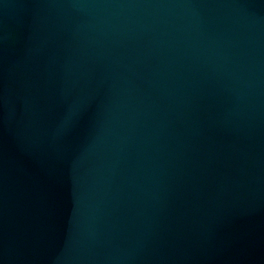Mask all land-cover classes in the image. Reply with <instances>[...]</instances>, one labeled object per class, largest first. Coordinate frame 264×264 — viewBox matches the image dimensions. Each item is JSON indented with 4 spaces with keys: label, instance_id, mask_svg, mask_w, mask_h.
<instances>
[{
    "label": "water",
    "instance_id": "water-1",
    "mask_svg": "<svg viewBox=\"0 0 264 264\" xmlns=\"http://www.w3.org/2000/svg\"><path fill=\"white\" fill-rule=\"evenodd\" d=\"M0 264H264V0H0Z\"/></svg>",
    "mask_w": 264,
    "mask_h": 264
}]
</instances>
